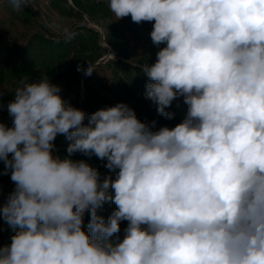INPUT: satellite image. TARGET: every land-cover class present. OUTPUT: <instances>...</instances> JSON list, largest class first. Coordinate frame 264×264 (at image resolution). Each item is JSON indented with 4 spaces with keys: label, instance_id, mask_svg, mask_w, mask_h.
<instances>
[{
    "label": "clouds",
    "instance_id": "clouds-1",
    "mask_svg": "<svg viewBox=\"0 0 264 264\" xmlns=\"http://www.w3.org/2000/svg\"><path fill=\"white\" fill-rule=\"evenodd\" d=\"M9 3L19 11L29 0ZM109 9L154 21L151 40L166 46L142 67L146 98L171 119L166 109L183 96L187 116L153 131L124 103L88 115L48 78L23 81L7 105L13 126L0 122V161L15 184L0 218L19 228L0 264H264V0ZM58 134L68 157L53 156ZM76 152L106 159L115 180L101 182ZM107 200L117 210L105 221L97 208ZM122 220L126 236L113 244Z\"/></svg>",
    "mask_w": 264,
    "mask_h": 264
},
{
    "label": "trees",
    "instance_id": "trees-1",
    "mask_svg": "<svg viewBox=\"0 0 264 264\" xmlns=\"http://www.w3.org/2000/svg\"><path fill=\"white\" fill-rule=\"evenodd\" d=\"M49 6L59 15L66 18H77L83 24H78L62 37H55L44 31L32 33L23 44L15 42H0V84H5V88L0 93V122L7 127L13 126L12 117L7 111L8 103L14 98L15 90L22 86L23 81L36 82L41 78H48L49 82L61 88L60 95L73 107L79 109L78 100L80 99V73L77 67L86 69L88 63L94 64L105 53L101 44L102 38L115 51L117 56L124 55L123 46L126 42L123 34L119 33L114 26L107 29L104 37L101 33L86 25L83 15L90 20L98 21L110 18L112 12L109 9V0H49ZM21 21L25 24L31 23L32 12L28 6L21 8ZM131 32L151 50L159 51L166 44L155 45L151 40L153 30L150 22L134 23L131 17L123 18ZM115 62V61H114ZM116 64H120L115 62ZM128 72V68H124ZM135 82H127L124 77L118 75L113 70V81L110 88L102 84L101 78H96L97 82H92V77L85 79L83 85V99L81 100L83 111L91 115L95 111L119 103H124L134 110L137 118L149 125L153 131L162 127L174 128L177 124L166 122V118L159 115L157 105L146 98L144 92L138 85L150 83L142 70L135 71ZM100 89L109 90L113 95V100L99 98ZM96 102L90 107L92 102ZM166 111L174 113L173 120L178 124L183 122L187 116L188 105L184 103V97L178 96L173 100ZM85 124L88 123L86 119ZM70 141L65 135L58 134L54 140L53 156L60 158L68 157L67 147ZM11 155V154H10ZM75 161H85L99 173V180L102 182L106 177H113L118 173V169L109 170L106 167L107 160H101L94 154L87 155L81 152L73 153L70 156ZM10 171L4 174V164L0 161V207L8 199V195L15 189L14 182L10 179ZM109 194H114L109 189ZM8 196V197H7ZM117 210V205L111 200H107L97 208V215L103 217L105 221ZM90 212H85L82 228L88 232L90 222ZM120 231L109 237L115 244L121 241L126 233V229L119 224ZM19 231L13 228L0 218V247L10 246L12 237Z\"/></svg>",
    "mask_w": 264,
    "mask_h": 264
},
{
    "label": "rangeland",
    "instance_id": "rangeland-1",
    "mask_svg": "<svg viewBox=\"0 0 264 264\" xmlns=\"http://www.w3.org/2000/svg\"><path fill=\"white\" fill-rule=\"evenodd\" d=\"M27 6L32 12V20L31 23L25 24L20 19L21 9L19 11L14 10L10 5L9 0H0V42L11 41L18 44H23L32 33L36 31H44L45 29L47 34L55 37H62L67 35L74 26L84 23L80 22L77 18H66L59 15L49 6V0H29ZM83 18L86 22V25L98 30L102 37L105 36L108 28L114 26L117 31L123 34L125 37L126 42L123 46V50H125L127 53L117 56L115 51L102 38L101 44L105 49L103 56H107L108 58L105 61L100 62L98 65H95L96 62L93 64L95 65L96 71H94L91 76H85L83 71L80 73L82 84L80 82V99L78 100V103L79 109L81 110H83L81 98L83 97L84 91L81 87H83L85 79L92 77V82H97L96 78H101L102 84L110 88L113 81V70H115L117 71L118 75L124 77L127 82H135V71L138 69L142 70L143 65L147 63H155L156 53L158 52L156 50L149 49L142 39L136 38L125 21L123 19L117 20L114 14H112L110 18L98 20L97 22L90 20L86 15H83ZM150 24L153 28L154 21L150 22ZM2 54L3 51L0 52V55ZM112 55H114V59L112 58ZM114 61L120 64H116ZM124 68H128L129 71H124ZM5 88H8V86L5 84H0V93ZM138 88L141 89L146 95L145 85L139 84ZM99 98L102 99V102H104L105 99L109 101L114 99L111 92L104 89H100ZM95 103L96 102L93 101L90 107H93ZM170 113L173 112L170 111ZM172 118H166L168 125L178 124ZM116 175L111 177V179L115 180ZM110 190L114 194V190L111 188ZM128 224L129 222L126 220L120 221V225L125 229H127ZM125 236L126 233L124 237ZM108 240L115 244L110 238H108ZM122 240L118 243L122 242Z\"/></svg>",
    "mask_w": 264,
    "mask_h": 264
},
{
    "label": "water",
    "instance_id": "water-1",
    "mask_svg": "<svg viewBox=\"0 0 264 264\" xmlns=\"http://www.w3.org/2000/svg\"><path fill=\"white\" fill-rule=\"evenodd\" d=\"M88 20H89V19H88ZM107 58H108L107 56H103V57L100 58L98 61H96L95 65H98L100 62L105 61ZM80 82H81V84H82V79H81V78H80ZM81 88L83 89V87H81ZM81 99H83V97H82ZM8 196H9V195H8ZM8 196H7V197H8Z\"/></svg>",
    "mask_w": 264,
    "mask_h": 264
}]
</instances>
